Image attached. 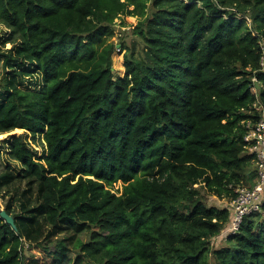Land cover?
<instances>
[{"label":"trees","instance_id":"16d2710c","mask_svg":"<svg viewBox=\"0 0 264 264\" xmlns=\"http://www.w3.org/2000/svg\"><path fill=\"white\" fill-rule=\"evenodd\" d=\"M120 15L139 18V43L118 44L125 74L114 79L107 38ZM0 23L43 80L0 103V131L42 137L43 158L24 134L10 154L44 222L89 235L69 249L0 218V264H264V201L212 248L230 214L203 195L230 200L256 182L242 123L264 108V0H0Z\"/></svg>","mask_w":264,"mask_h":264},{"label":"rangeland","instance_id":"374dc122","mask_svg":"<svg viewBox=\"0 0 264 264\" xmlns=\"http://www.w3.org/2000/svg\"><path fill=\"white\" fill-rule=\"evenodd\" d=\"M132 8L130 7V9ZM138 19L136 16L120 15V17L114 20V34L107 38V43L116 45V49L112 55L114 79L121 78L125 74V68L123 66V54L125 51H119L118 44L123 42L126 46L131 47L133 42L139 43L138 38L129 35L130 30L137 24ZM21 44L22 42L15 32L6 24L0 23V52L6 53L11 50L13 55L19 59L18 62L4 65L3 58L0 57V103L15 88L24 91H39L43 87L42 75L37 67V62L26 60L18 53ZM22 134L26 135L25 140L28 148L35 156L44 157L45 144L42 137H33L24 130L0 131V210L7 208L12 217L15 216L18 218L21 221V228L24 231V235L26 237L29 235L27 238L31 241L42 240L47 234H51L53 244L58 240H65L64 244L69 249L74 244V238L86 242L89 238L86 232H81L74 236L69 229H65L59 223L56 226H49L44 222L37 207L39 205L38 189L33 186L30 178L25 177L23 166L15 161L10 154L9 147L12 137ZM7 174L12 176V178L7 179ZM252 178L254 180L255 177L253 176ZM254 181H257V178ZM245 186L247 187V185ZM31 189L33 192L30 191ZM116 189L119 192L121 191V183H116L113 190L115 191ZM203 195L206 198L208 206L215 205L219 208H226V202L229 201L228 199H218L204 191ZM225 226L219 236L211 240L210 245L212 248H220L226 245L228 235L225 233ZM24 252L26 256H29L26 248ZM209 262L210 264L216 263L212 256L209 257Z\"/></svg>","mask_w":264,"mask_h":264},{"label":"built area","instance_id":"2783aa9c","mask_svg":"<svg viewBox=\"0 0 264 264\" xmlns=\"http://www.w3.org/2000/svg\"><path fill=\"white\" fill-rule=\"evenodd\" d=\"M239 16H242V14H239ZM246 19L250 23V19L248 17ZM254 36L258 40L260 51L259 66L264 71V38L257 33H254ZM252 82L251 91L257 96L258 90L255 78L252 79ZM253 107L260 112V118L256 122L247 120L242 123L245 129L243 144L246 152L253 155L257 181L251 187H238L236 197L226 202V208L230 214V220L225 226L227 235L236 234L243 217L252 212L261 211L264 201V108L259 101H256Z\"/></svg>","mask_w":264,"mask_h":264},{"label":"water","instance_id":"95a60500","mask_svg":"<svg viewBox=\"0 0 264 264\" xmlns=\"http://www.w3.org/2000/svg\"><path fill=\"white\" fill-rule=\"evenodd\" d=\"M0 218L4 220V222L12 228V230L15 231L17 229L13 217L10 214H8L4 209L0 210Z\"/></svg>","mask_w":264,"mask_h":264}]
</instances>
